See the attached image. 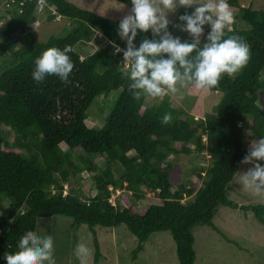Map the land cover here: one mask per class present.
I'll list each match as a JSON object with an SVG mask.
<instances>
[{
	"label": "trees",
	"instance_id": "16d2710c",
	"mask_svg": "<svg viewBox=\"0 0 264 264\" xmlns=\"http://www.w3.org/2000/svg\"><path fill=\"white\" fill-rule=\"evenodd\" d=\"M14 1L11 8L6 6V15L1 16L6 21L0 24V62H8L0 68V264H7L6 252L18 250L20 236L27 231L37 233L43 217H70L73 229L87 225L95 237L98 226L124 224L138 239L134 259L153 234L170 232L180 264L196 263L194 229L206 225L218 230L214 219L221 206L250 212L264 227V204L240 206L230 199L231 183L248 152L246 131L252 138L264 136V109L259 103L264 92V10L241 8L246 28L232 24L231 31L226 30V37L244 38L250 60L234 76L224 74L210 89L223 97L213 115L196 119L183 107H174L169 94L149 106L148 97L133 99L130 82L118 70L123 54L115 53L110 43L126 47L118 35L120 20L68 0H44L42 10L54 7L51 18H63L72 28L41 42L30 27L33 17L42 11L38 0ZM116 1L131 7V0ZM228 3L240 6L239 0ZM174 25L169 24L172 33ZM209 31L207 26L201 44ZM145 35L151 38V30L138 34L137 47ZM178 36L190 41L187 35ZM91 42L99 48L82 59L78 46ZM66 45L72 47L68 55L74 63L69 83L49 75L37 84L31 75L36 57L48 48L63 50ZM112 93L117 95L104 125L88 127L89 109L98 98ZM169 112L171 122L163 125L160 118ZM4 128L16 135L13 143L7 141ZM195 152H207L212 159L207 169L198 168L202 186L197 189L182 184L173 190L169 157ZM97 156L106 158L105 168L96 163ZM259 163L264 166V161ZM117 164L122 167L119 176ZM84 172L95 175L96 193L85 197L71 189L64 196L71 178L80 182ZM110 187L131 192L137 202L152 192L162 204L138 211L131 199L121 194L113 205ZM5 201L10 202L9 208L4 207ZM96 245L95 264H99L97 240Z\"/></svg>",
	"mask_w": 264,
	"mask_h": 264
},
{
	"label": "rangeland",
	"instance_id": "374dc122",
	"mask_svg": "<svg viewBox=\"0 0 264 264\" xmlns=\"http://www.w3.org/2000/svg\"><path fill=\"white\" fill-rule=\"evenodd\" d=\"M9 1L0 0L2 7L0 11V24L6 21V18L2 19L1 16L3 14L6 15V4ZM68 1L112 20H120L131 9V7L116 0ZM239 2L240 6L238 8L231 7L234 16L233 25L238 28H246V23L241 17L240 9L252 7L256 10H264V0H239ZM54 10V7H45L41 12L38 11L36 13L30 23L31 31L36 33L37 39L41 42H46L51 36L62 35L68 29L72 28V24L63 18L52 19ZM193 10L178 7L174 13H169L168 18L170 23L179 24V16L184 14L185 11L191 12ZM207 26L205 25V29ZM173 32L174 36L184 34L190 40L192 39L188 33L180 31L176 27ZM98 48V44L91 42L79 45L77 50L82 55V59H84L94 53ZM7 63V60H1L0 68L6 66ZM116 95L117 93H112L108 97H100L95 101L88 111L89 118L86 121L88 127L101 128L104 125L105 118L110 112L111 104L116 98ZM169 95L171 96V102L174 107H183L187 113L193 114L196 119L205 118L210 114L213 115L215 107L223 97V93L213 92L210 89L198 90L195 87L183 88L179 86L177 93ZM164 97H148L146 106L158 104ZM259 103L264 109V92L261 94ZM4 132L7 141L13 143L16 135L9 128H4ZM252 139L258 138H252L246 131L247 149ZM204 141L207 143L206 138ZM62 147L64 150L67 149L65 145H62ZM191 147L194 148L193 146ZM77 154H81V152ZM95 161L101 168L106 167L105 157L97 156ZM168 161L172 164V170L168 174L173 185V190H176L182 184H186L189 187L195 186L197 189L200 188L202 185L199 183L198 168L202 167L207 169L211 165L212 159L207 152H195L190 155H171ZM251 166L243 165L239 172H246ZM121 171V165L117 164L115 167L116 175L119 176ZM202 174L204 175V173ZM94 176L93 173L84 172L80 182H77L75 178H71L69 185H67L68 190L73 189L81 192L82 196L84 195L85 197L88 194L94 195L96 193L93 182ZM231 187L230 199L237 202L240 206L264 204V198L257 197L251 190L244 189L243 185L238 183L237 176L231 183ZM122 195H127L138 211H142L153 204H162V201L152 192H148L146 198L140 202L135 201L132 198L133 196L126 190L122 192ZM117 198L116 196L115 202H117ZM4 207L9 208L10 202L5 201ZM1 214L2 208L0 207ZM55 218L58 219L55 220ZM55 218H47V228L44 229V227H41L37 231V234L40 236L52 235L54 239V259L56 264H81L80 260L74 255V249L78 243H85L91 249V254L86 259L85 264H95L96 240L98 242V238L94 236L91 229L87 225H82L78 230H75L72 228V224L69 223L72 222L70 217L57 216ZM214 224L218 230L206 225L197 226L194 229V236L196 238L195 250L197 253L196 264H264V227L252 213L248 212L246 214L241 209L221 206L215 216ZM115 229L117 232L115 233L117 234L115 241L118 242L120 247H115L118 249L115 253V259L118 264H180L177 255V246L170 232L153 234L149 242L146 243L145 251L139 253L138 257L134 259L133 251L138 245L137 237L124 224ZM96 230L102 240L101 244L103 243L107 249L112 250L109 246L110 243H108L109 239L112 240L111 237L104 235L105 233L110 236L112 229L98 226ZM102 234L104 236H101ZM103 259L104 256L100 251L98 256L99 264H114L106 261L102 262Z\"/></svg>",
	"mask_w": 264,
	"mask_h": 264
},
{
	"label": "clouds",
	"instance_id": "9594fccd",
	"mask_svg": "<svg viewBox=\"0 0 264 264\" xmlns=\"http://www.w3.org/2000/svg\"><path fill=\"white\" fill-rule=\"evenodd\" d=\"M44 4L38 0L37 7ZM178 7L194 9L179 16V24L174 27L188 33L192 39L182 41L169 31V13ZM233 12L227 0H131V9L118 25V35L125 42L121 48L111 41L115 53L123 54L118 66L123 79L128 80L129 91L135 100L142 97L158 98L175 94L178 86L195 87L198 90L215 88L224 74L234 76L250 60V48L239 35L225 36L231 31ZM205 25L210 26L206 42L201 44ZM145 35L137 47L139 33ZM71 45L63 50L51 47L36 57L32 79L42 83L49 75H55L64 83H69L74 63L68 53ZM163 125L171 122V113L160 118ZM264 136L252 139L247 154L240 161L252 165L246 172H237L238 183L251 190L257 197L264 198ZM17 251L6 252L7 264H56L54 259V239L52 235L40 236L27 231L17 242ZM91 249L85 243H78L75 257L85 264Z\"/></svg>",
	"mask_w": 264,
	"mask_h": 264
},
{
	"label": "crops",
	"instance_id": "0c3cea01",
	"mask_svg": "<svg viewBox=\"0 0 264 264\" xmlns=\"http://www.w3.org/2000/svg\"><path fill=\"white\" fill-rule=\"evenodd\" d=\"M55 218V217H57V216H52V217H43V218H41L40 220H39V229L41 228V227H44V229H46L47 227V218H50V219H52V218ZM56 219H58V218H55V220ZM72 219V218H71ZM70 224H72L73 223V219H72V222H69ZM116 227H114V228H109L111 231H112V233L110 234V236L108 235V234H105L104 233V235H106V237H111V239L112 240H110L109 239V242L108 243H110V248L112 249V250H109V249H107L104 245H103V243L101 244V239H100V237H99V234L97 233V230H96V228H95V231H96V236H97V238H98V242H99V247H100V251H101V253L103 254V256H104V259H103V261L102 262H104V261H106V262H111V263H114V264H118L117 263V261H116V259H115V253H116V251H118V249H116L117 247H119V244H118V242L117 241H115V238L117 237V234H115V233H117L116 232V229H115ZM103 234L101 235V236H104ZM102 239H103V237H101ZM196 239V238H195ZM149 242V241H148ZM147 242V243H148ZM196 242V241H195ZM114 244V245H113ZM116 247V248H115ZM120 248V247H119ZM145 249H146V245H145ZM145 249L142 251V252H144L145 251ZM119 257V256H118ZM197 262V261H196ZM196 264V263H195Z\"/></svg>",
	"mask_w": 264,
	"mask_h": 264
},
{
	"label": "built area",
	"instance_id": "2783aa9c",
	"mask_svg": "<svg viewBox=\"0 0 264 264\" xmlns=\"http://www.w3.org/2000/svg\"><path fill=\"white\" fill-rule=\"evenodd\" d=\"M30 1H33V0H30ZM14 3H15L14 0H10V1L6 4V6H7L8 8H11V7H12V4H14ZM23 4H24V2L21 3V5H23ZM43 6H44V4L41 6V9H40V10H42ZM110 190L113 191V187H110ZM123 191H125V190L116 189V190L113 191L112 197H111V199H110V201H111V203H112L113 205L116 204V202H115V201H116V196L118 197L119 195H121ZM67 194H68V186H65V191H64L63 195L66 196ZM129 194H131V192H129Z\"/></svg>",
	"mask_w": 264,
	"mask_h": 264
}]
</instances>
